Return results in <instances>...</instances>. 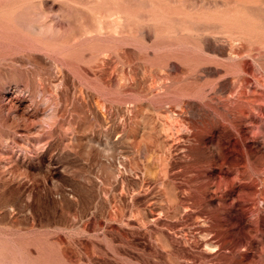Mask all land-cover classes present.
Instances as JSON below:
<instances>
[{
  "label": "rangeland",
  "instance_id": "rangeland-1",
  "mask_svg": "<svg viewBox=\"0 0 264 264\" xmlns=\"http://www.w3.org/2000/svg\"><path fill=\"white\" fill-rule=\"evenodd\" d=\"M0 264H264V0H0Z\"/></svg>",
  "mask_w": 264,
  "mask_h": 264
}]
</instances>
